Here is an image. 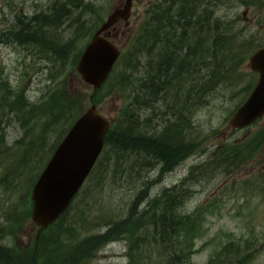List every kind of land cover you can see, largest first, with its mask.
Listing matches in <instances>:
<instances>
[{
    "label": "rangeland",
    "instance_id": "1",
    "mask_svg": "<svg viewBox=\"0 0 264 264\" xmlns=\"http://www.w3.org/2000/svg\"><path fill=\"white\" fill-rule=\"evenodd\" d=\"M154 1L135 0L128 23L114 26L113 41L122 53L111 76L123 70L125 57L121 58ZM124 3L0 0V264H156L159 250L153 237L144 233L131 237L135 226L130 215L141 216L149 195L158 198L186 179L192 196L180 213L194 215L202 208L195 229L186 235L194 247L192 264H264V118L242 130H232L228 123L258 78L249 70L248 58L264 48V0H228L217 7L215 17L231 30L227 49L237 50L216 60L208 57L206 66L193 65L183 92L178 83L185 100L189 87L197 86L214 67L219 66L224 78L205 99L192 93L199 148L172 172L157 167L136 180L123 169L106 172L110 160L103 159L67 214L35 240L31 187L57 145L92 103L111 122L124 104L123 91L110 80L93 92L76 72L86 44ZM20 29L24 38L18 40ZM37 36L51 48L42 49ZM213 38L208 37L207 46L213 45ZM192 44L195 41L188 45ZM155 46L156 53L158 41ZM173 93L158 99L160 113L155 119L151 111L146 115L156 136L170 118L169 105L176 102L170 97ZM199 101L203 103L198 106ZM228 143L231 149L222 161V148ZM148 247L153 254L144 252Z\"/></svg>",
    "mask_w": 264,
    "mask_h": 264
},
{
    "label": "trees",
    "instance_id": "2",
    "mask_svg": "<svg viewBox=\"0 0 264 264\" xmlns=\"http://www.w3.org/2000/svg\"><path fill=\"white\" fill-rule=\"evenodd\" d=\"M227 3L228 0H155L150 5L146 10V19L127 46L124 52L126 55L121 58L122 61L125 57L122 61L123 70L117 71L116 76V73L113 76L111 74L108 79L123 91L125 99L118 115L111 122L103 151L95 167L100 166L101 161L107 158L110 164L105 168L106 172L117 173L123 169L131 180H136L142 177L144 172L155 170L157 167L161 172H172L199 148L201 142L198 134H195L197 127L193 120L195 110L190 105L191 96L194 92L199 99L203 95L205 99L224 79L222 72L218 71L219 66L214 67L199 80L197 86L189 87L185 100L179 89L184 91L187 78L192 74L197 62L206 66L208 57L216 60L219 56L223 58L226 53L233 55L237 50L235 48L231 52L228 51L231 30L215 17L217 7ZM62 7L64 12H68L64 5ZM190 31L193 32L187 39L188 43L182 44ZM36 33L37 30L32 36ZM204 33L207 35L202 38ZM23 35L24 32L20 29L15 37L21 40ZM208 37H214L212 46H207ZM37 40L42 49L51 48L43 37L37 36ZM157 41L158 52L155 53ZM192 41H195V45L189 46ZM182 49L185 54L181 53ZM195 88L197 90L192 91ZM170 92H174L170 97L176 102L169 105L170 118L156 136L150 132L151 119L146 115L151 111L155 119L160 113L158 99L169 97ZM180 103L181 108L178 106ZM201 103L203 102L199 101L198 106ZM188 106L192 109H186ZM224 145V156L220 158L222 161H225V155L229 154L231 149L229 143ZM226 159L231 160L230 157ZM186 180L165 189L158 198L151 199L149 195L150 203L145 206L146 210L141 216L130 215L132 225L135 226L134 231L130 232L131 237L143 233L153 237V243L159 250V261L156 264H192L194 247L190 245L186 235L189 234V229H195L194 225L197 217L201 216L202 208L194 214L195 219L194 215L180 213L192 196ZM141 188L147 189V185ZM67 211L57 221L61 220ZM115 225L116 222L113 226ZM153 250L148 247L144 252L153 254ZM149 264L152 263L149 261Z\"/></svg>",
    "mask_w": 264,
    "mask_h": 264
},
{
    "label": "water",
    "instance_id": "3",
    "mask_svg": "<svg viewBox=\"0 0 264 264\" xmlns=\"http://www.w3.org/2000/svg\"><path fill=\"white\" fill-rule=\"evenodd\" d=\"M134 1L125 0L107 16L80 56L76 72L93 92L103 87L121 55V48L111 40V30L119 22L128 23ZM248 68L258 74V80L229 119L232 130L247 128L264 118V48L249 57ZM110 126V120L92 103L57 145L31 190V221L38 228L36 241L69 208L100 157Z\"/></svg>",
    "mask_w": 264,
    "mask_h": 264
}]
</instances>
